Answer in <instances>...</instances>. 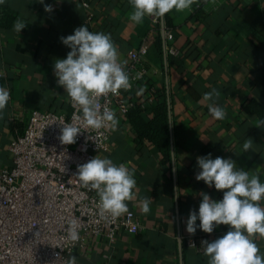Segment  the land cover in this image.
Wrapping results in <instances>:
<instances>
[{
    "label": "crops",
    "instance_id": "crops-1",
    "mask_svg": "<svg viewBox=\"0 0 264 264\" xmlns=\"http://www.w3.org/2000/svg\"><path fill=\"white\" fill-rule=\"evenodd\" d=\"M45 4L53 11H45ZM86 5V6H85ZM129 0H3L0 3V85L9 89L10 99L0 115V168L12 165L10 145L21 135L33 111L71 115V100L56 82L54 61L65 58L70 49L60 37L86 24L91 31L111 33L121 59L151 40L147 58L150 77L137 91L125 95V102L137 105V112L115 109L116 131L102 156L135 167V198L129 210L142 224L138 235L120 232L116 241L90 238L72 256L76 264H208V257L186 240L198 244L213 241L229 230L219 225L209 234L197 228L186 231L191 210L198 211L207 192L222 199L223 192L196 179L198 156L231 158L237 166L258 174L264 181V0H194L190 10L170 12L165 27L174 36L179 57L165 55L162 24L150 17L143 23L130 22ZM94 20L87 24V16ZM26 21L21 34L13 30L18 18ZM162 20V19H161ZM217 89L216 102L226 118L214 119L203 94ZM155 94V95H154ZM171 102V161L162 159L157 147L140 140L134 126L139 118L149 121ZM170 122V117H169ZM253 150L244 152L246 139ZM173 154L174 162H173ZM184 190L176 198L175 189ZM152 198L151 211L144 214L140 201ZM199 224V220L197 221ZM264 252V238H256Z\"/></svg>",
    "mask_w": 264,
    "mask_h": 264
},
{
    "label": "clouds",
    "instance_id": "clouds-1",
    "mask_svg": "<svg viewBox=\"0 0 264 264\" xmlns=\"http://www.w3.org/2000/svg\"><path fill=\"white\" fill-rule=\"evenodd\" d=\"M40 2L44 3V0ZM193 2L129 0L131 11L128 19L136 24L143 23L146 17L163 19L170 12L190 10ZM45 11L52 12V6L45 4ZM26 27V21L20 17L13 23V30L18 34ZM60 39L70 51L65 58L55 59L54 75L76 111L72 114V122L62 124L58 139L62 145H72L76 143L78 135L88 133L82 129H88L96 134H88L87 139L94 141L100 149L101 130H118L119 118L107 105L101 109L99 100L101 97L107 99L109 95H119L122 89H130L134 77L130 76L125 67L127 61L121 59L111 33L91 31L83 24L75 28L72 34L61 36ZM144 91L145 87L139 88L137 95H142ZM219 95V91L213 88L205 92L202 99L208 102L212 117L223 120L226 111L216 102ZM9 99V89L0 85V115ZM261 126H264V119L257 123V127ZM242 147L244 152L253 150V140L246 139ZM197 164L199 171L196 179L210 188L214 186L216 190L222 191L223 196L222 199H213L210 194L202 191L198 211L193 209L189 213L186 231L195 234L199 228L211 234L221 224L229 226V230L219 238L202 241L208 264H264V252L260 251L256 242L257 237L264 238V181L258 174L239 168L231 158H213L209 153L198 156ZM73 177L83 188L95 191L101 218L115 220L126 213L131 214L128 202L135 198L137 183L135 167L131 161L116 163L109 156L97 154L86 163L78 165ZM182 191L179 186L176 187V198L181 196ZM151 204L152 198H143L140 201L141 212L148 214ZM78 229V220H69L64 238L75 244L80 240ZM38 234L39 231L35 233L36 237ZM76 262L77 257L70 256L66 264Z\"/></svg>",
    "mask_w": 264,
    "mask_h": 264
},
{
    "label": "built area",
    "instance_id": "built-area-1",
    "mask_svg": "<svg viewBox=\"0 0 264 264\" xmlns=\"http://www.w3.org/2000/svg\"><path fill=\"white\" fill-rule=\"evenodd\" d=\"M150 18L155 24H162L161 18ZM93 20V15H88L86 23ZM163 31L166 55L181 56L182 50L171 44L174 36L165 24L160 28L161 34ZM150 42L149 38L144 39L138 49L127 55L125 67L134 77L132 87L107 99L101 97V109L107 105L114 112L119 109L126 113L134 107V102H125V95L136 92L150 77ZM71 106L69 116L33 111L23 133L10 145L12 165L0 168V264H66L90 238L113 243L120 232L135 236L143 229L131 210L130 215L126 213L115 220L101 218L95 191L83 188L73 177L78 165L108 149L112 137L109 129H102L99 149L87 139L88 134L96 133L82 129L88 133L78 135L75 144L62 145L58 135L62 124L72 122L76 109L72 103ZM73 218L79 222L80 234L75 244L64 238L68 221ZM186 244L204 254L202 244L195 239L186 240Z\"/></svg>",
    "mask_w": 264,
    "mask_h": 264
},
{
    "label": "trees",
    "instance_id": "trees-1",
    "mask_svg": "<svg viewBox=\"0 0 264 264\" xmlns=\"http://www.w3.org/2000/svg\"><path fill=\"white\" fill-rule=\"evenodd\" d=\"M155 95V94H154ZM160 110L153 119L146 121L139 118L134 122V126L139 135V139L146 140L155 145L165 162L171 161L170 154V134H169V115L165 103L159 105ZM137 105L129 111L137 112Z\"/></svg>",
    "mask_w": 264,
    "mask_h": 264
},
{
    "label": "water",
    "instance_id": "water-1",
    "mask_svg": "<svg viewBox=\"0 0 264 264\" xmlns=\"http://www.w3.org/2000/svg\"><path fill=\"white\" fill-rule=\"evenodd\" d=\"M164 24H165V22H164V18H163L162 19V27H164ZM162 36H163V40H164V43H165L164 31L162 32ZM165 55H166V53H165ZM168 115L170 117V122H171V115L172 114H171V102H170V99L168 100ZM171 131H172V129H171V123H170V134H171ZM172 137L173 136L171 134V148H172V152H173V138ZM173 162H174V159H173Z\"/></svg>",
    "mask_w": 264,
    "mask_h": 264
}]
</instances>
